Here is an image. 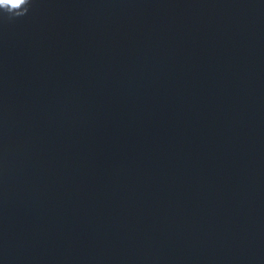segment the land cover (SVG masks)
<instances>
[{
	"label": "water",
	"instance_id": "1",
	"mask_svg": "<svg viewBox=\"0 0 264 264\" xmlns=\"http://www.w3.org/2000/svg\"><path fill=\"white\" fill-rule=\"evenodd\" d=\"M0 264H264V0L0 10Z\"/></svg>",
	"mask_w": 264,
	"mask_h": 264
},
{
	"label": "clouds",
	"instance_id": "2",
	"mask_svg": "<svg viewBox=\"0 0 264 264\" xmlns=\"http://www.w3.org/2000/svg\"><path fill=\"white\" fill-rule=\"evenodd\" d=\"M31 0H0V10L10 17H21L27 14Z\"/></svg>",
	"mask_w": 264,
	"mask_h": 264
}]
</instances>
